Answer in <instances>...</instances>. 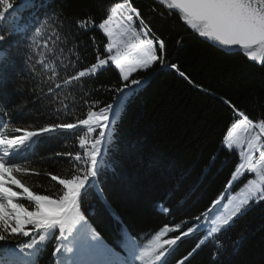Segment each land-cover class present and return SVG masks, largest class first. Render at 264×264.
<instances>
[{
    "label": "trees",
    "instance_id": "obj_1",
    "mask_svg": "<svg viewBox=\"0 0 264 264\" xmlns=\"http://www.w3.org/2000/svg\"><path fill=\"white\" fill-rule=\"evenodd\" d=\"M11 2L18 5L19 0ZM117 2L123 0H33L31 6L0 22V31L5 34L16 22L40 30L39 35L34 30L18 31L0 45L10 49L12 60L6 69V80L0 84V113L5 114L4 122L9 128L34 129L52 122H73L85 118L86 102H113L116 93L109 89L120 83L116 71L103 70L86 77L71 91L67 87L55 89L71 109L59 120L54 109L62 106L48 88L49 84L54 88L55 77L65 75L64 66L70 61L75 62L74 70H83L96 62L97 48L103 55L106 37L98 27L85 30L77 22L91 20L98 25L106 18V10ZM131 3L139 10L144 27L164 41L166 62L177 64L187 77L181 78L174 70L158 64L134 74V78L148 79V83L118 109L114 121L119 138L115 155L118 164L110 166L102 177V191H91L83 200L87 227L109 245H115L121 236H130L128 243L136 249L147 248L164 226L191 220L223 190L239 158L238 153L226 157L219 152L220 145L232 123L242 119L235 110L243 111L255 123L264 119V66L241 53L226 54L194 38L191 30L156 0ZM136 23L140 28L138 20ZM76 151V137L42 138L25 162L40 175L23 177L25 183L41 194L61 192L58 182L46 174L70 177V159L56 154L74 155ZM214 156L217 158L213 162ZM189 192L190 198L185 195ZM181 198L185 200L183 205L178 203ZM160 205L168 206L170 212L162 213ZM241 232L242 243L238 249H228V255L222 258L225 264H264V202L239 217L225 238L230 243ZM177 234L168 233L164 238ZM197 239L191 236L178 242L168 264H175L177 257L190 251ZM54 245L53 239L42 247L36 264H56L52 256ZM8 247L11 245L0 242V249ZM213 250V244H206L191 258V264H211ZM58 255L65 257L63 252ZM144 264L152 261L146 258Z\"/></svg>",
    "mask_w": 264,
    "mask_h": 264
},
{
    "label": "snow or ice",
    "instance_id": "obj_2",
    "mask_svg": "<svg viewBox=\"0 0 264 264\" xmlns=\"http://www.w3.org/2000/svg\"><path fill=\"white\" fill-rule=\"evenodd\" d=\"M157 3L174 13L191 30L194 38L226 54L241 53L251 62L259 61L264 66V0H157ZM32 4L33 0H19L18 5L11 0H0V22ZM137 20L140 28L136 26ZM77 23L85 30L89 26L98 27L107 42L103 55L97 48L95 63L83 70H74L75 62L70 61L64 66L65 75L55 77L60 82L54 80V88L49 84L48 92L62 106L54 109L56 119L71 109L65 106L55 89L67 87L71 91L74 84L79 87L84 78L103 70L116 71L120 83L109 89L116 93L112 103L86 102L85 118L73 122H52L34 129L9 128L4 122L5 114L0 113V128L5 129L0 131V242L11 245L0 249V264H36L42 247L53 239L52 256L56 258V264H135L137 261L144 264L146 258L152 264H168L178 242L191 236L198 237L197 242L190 251L177 257L175 264H191V258L209 243L214 245L211 264H225L222 258L228 255V249H238L244 238L241 232L229 243L225 238L228 229L253 206L264 202V119L255 123L243 111L234 109L242 119L232 123L219 152L229 158L238 153L239 162L235 163L220 194L210 200V205L191 220L164 226L147 248L137 246L133 249L128 243L130 236L127 239L121 236L115 245H109L87 227L82 205L89 192L99 194L102 191L99 187L102 177L108 174L110 166L118 164L115 155L119 151V138L114 124L118 109L137 93V89L148 83V79H136L134 74L158 64L161 68L174 70L181 78L187 77L177 64L166 62L164 41L144 27L141 14L132 6L131 0L114 3L98 25L91 20ZM33 30L39 35L40 30L34 25L16 22L11 30H5L7 34L0 31V45L9 35ZM11 63L10 49L0 47V84L5 82L6 69ZM55 136L76 137L79 151L74 155L72 152L56 154L70 159L73 165L70 177L47 173L53 182H58L62 191L41 194L25 183L23 177L40 175L25 166V162L29 161L42 138ZM216 158L212 157V161ZM227 162L226 159L225 164ZM173 195L174 192L167 197L168 203ZM185 195L190 198L191 192ZM178 203L183 205L185 200L181 198ZM160 210L164 214L170 212L166 205H160ZM172 232L179 234L164 238ZM61 252L65 253L64 258L59 257Z\"/></svg>",
    "mask_w": 264,
    "mask_h": 264
},
{
    "label": "rangeland",
    "instance_id": "obj_3",
    "mask_svg": "<svg viewBox=\"0 0 264 264\" xmlns=\"http://www.w3.org/2000/svg\"><path fill=\"white\" fill-rule=\"evenodd\" d=\"M136 26H137V28H139V27H138V23H136ZM255 63H256V62H255ZM258 64H259V63H258ZM256 131L258 132V129H257ZM247 178H253V177H252V176H248ZM239 186H242V184L239 185ZM237 190H238V188H237ZM232 194H234V193H232ZM224 203H227V200H225Z\"/></svg>",
    "mask_w": 264,
    "mask_h": 264
},
{
    "label": "water",
    "instance_id": "obj_4",
    "mask_svg": "<svg viewBox=\"0 0 264 264\" xmlns=\"http://www.w3.org/2000/svg\"><path fill=\"white\" fill-rule=\"evenodd\" d=\"M157 1V0H156ZM256 63H259V64H261L259 61H257Z\"/></svg>",
    "mask_w": 264,
    "mask_h": 264
}]
</instances>
